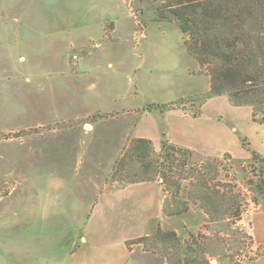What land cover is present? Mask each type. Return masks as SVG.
<instances>
[{
    "label": "rangeland",
    "instance_id": "1",
    "mask_svg": "<svg viewBox=\"0 0 264 264\" xmlns=\"http://www.w3.org/2000/svg\"><path fill=\"white\" fill-rule=\"evenodd\" d=\"M20 3L19 10L0 12L7 21L0 19V257L6 264L43 260L46 245L53 254H71L87 241V226L128 236L139 264H181L183 250L160 241L158 227L185 241L191 232H206L207 216L195 207L167 217L160 181L124 187L109 181L137 137L152 139L158 152L167 138L191 149L193 162L218 163V179L242 193L240 225L250 233L255 204L264 207V194L249 185L260 167L251 151L264 156V125L252 120L249 106L226 96L205 99L209 76L187 53L178 26L157 20L161 1ZM14 16L22 23L19 37L8 22ZM247 254L242 248L236 259L245 263ZM222 258L211 257L210 264Z\"/></svg>",
    "mask_w": 264,
    "mask_h": 264
},
{
    "label": "trees",
    "instance_id": "2",
    "mask_svg": "<svg viewBox=\"0 0 264 264\" xmlns=\"http://www.w3.org/2000/svg\"><path fill=\"white\" fill-rule=\"evenodd\" d=\"M160 1L157 20L178 26L186 35L187 53L209 76L205 99L226 96L235 106H249L252 120L264 125V0ZM193 155L191 149L167 138L158 152L152 139L137 137L115 161L109 181L118 187L160 181L167 217L188 214L195 207L207 216L206 232H191L190 240L158 227L160 241L174 242L183 250L181 264H210V258L217 255L224 256L219 264H243L242 259H236L242 248L247 249L249 261L262 255L264 248L255 251L253 236L240 225L242 193L235 184L218 179V163H196ZM251 156L260 167L249 185L255 184L256 193L263 195L264 156L254 150ZM253 201L259 199L254 196Z\"/></svg>",
    "mask_w": 264,
    "mask_h": 264
},
{
    "label": "crops",
    "instance_id": "3",
    "mask_svg": "<svg viewBox=\"0 0 264 264\" xmlns=\"http://www.w3.org/2000/svg\"><path fill=\"white\" fill-rule=\"evenodd\" d=\"M4 4H8L5 8ZM0 6V12L10 11L12 9H20V0H6V3ZM1 21L7 25V21L4 18H0ZM6 22V23H5ZM9 25L16 29V24H22L18 21V18L14 16L12 21H8ZM19 35V31L16 32V36ZM13 36L15 34L13 33ZM84 90V85H82ZM80 99V98H79ZM81 100V99H80ZM83 101V100H82ZM85 104V102H83ZM257 207L250 215V233L254 239V250L259 247L264 248V207L262 204H255ZM89 225V224H88ZM112 228L105 227L101 229L89 230V226L86 227L87 241L82 244L78 249L71 254H64L59 256L58 253L53 254V248L51 246H45V253L43 260L35 261L32 264H139L134 259L133 250H130L127 246L128 236L124 235H112ZM8 263V259H2L0 257V264ZM243 264H264V252L262 255L247 261Z\"/></svg>",
    "mask_w": 264,
    "mask_h": 264
},
{
    "label": "built area",
    "instance_id": "4",
    "mask_svg": "<svg viewBox=\"0 0 264 264\" xmlns=\"http://www.w3.org/2000/svg\"><path fill=\"white\" fill-rule=\"evenodd\" d=\"M76 57V56H75Z\"/></svg>",
    "mask_w": 264,
    "mask_h": 264
}]
</instances>
